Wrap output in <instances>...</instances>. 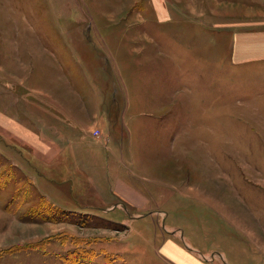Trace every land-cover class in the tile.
<instances>
[{"label":"rangeland","instance_id":"obj_1","mask_svg":"<svg viewBox=\"0 0 264 264\" xmlns=\"http://www.w3.org/2000/svg\"><path fill=\"white\" fill-rule=\"evenodd\" d=\"M236 12L0 0V264H175L180 228L264 264V62Z\"/></svg>","mask_w":264,"mask_h":264},{"label":"crops","instance_id":"obj_2","mask_svg":"<svg viewBox=\"0 0 264 264\" xmlns=\"http://www.w3.org/2000/svg\"><path fill=\"white\" fill-rule=\"evenodd\" d=\"M228 2V0H223ZM231 2V1H230ZM236 2V20L226 22L225 28L228 30L232 41L235 55L239 61L244 62H264V0H235ZM243 4L242 8L239 4ZM242 10V11H241ZM0 114L5 116V112L0 110ZM27 138H31L34 144H41L42 139L34 137L32 131L28 130L25 134ZM76 139L74 138L73 141ZM61 143L67 145L71 139L62 136ZM49 143L44 145L48 147ZM124 191H128L124 189ZM181 234L178 235L179 243L174 240V247L166 242L160 250L163 254H171L173 263L175 264H240L239 258L247 251L246 247L240 246V240H235V251L232 247L223 246L219 250L211 251L208 246H203L195 241L188 234L185 235L184 229H181ZM175 238V237H174ZM175 249V250H174ZM252 258V257H251ZM249 258V259H251ZM261 257L254 258L258 262ZM242 259L245 264H252L253 260ZM257 262L255 261V264Z\"/></svg>","mask_w":264,"mask_h":264}]
</instances>
